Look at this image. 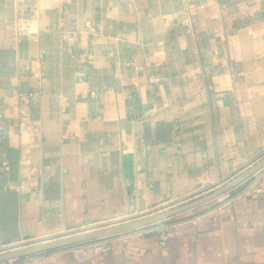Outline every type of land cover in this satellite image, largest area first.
<instances>
[{"label":"crops","instance_id":"0c3cea01","mask_svg":"<svg viewBox=\"0 0 264 264\" xmlns=\"http://www.w3.org/2000/svg\"><path fill=\"white\" fill-rule=\"evenodd\" d=\"M263 159L264 0H0V248L170 210ZM258 178L140 229L138 262L105 237L19 264H264Z\"/></svg>","mask_w":264,"mask_h":264},{"label":"water","instance_id":"95a60500","mask_svg":"<svg viewBox=\"0 0 264 264\" xmlns=\"http://www.w3.org/2000/svg\"><path fill=\"white\" fill-rule=\"evenodd\" d=\"M263 168H264V159L260 161L257 165L252 167L250 170L240 175L239 177L235 178L234 180H232L225 186L195 201L186 203L184 205L172 208L164 212H160L154 215L147 216L145 218L122 222V223H119V225H115L112 227H106V228H104V226H102L103 228L98 227L96 228V230L91 231L89 233L73 235L70 237L53 240L48 243L34 244L30 246L24 245L22 247L0 253V262L13 259V258H20L23 256H27V255L39 252V251L48 250L51 248L61 247L65 245H71L75 243H81V242L96 240V239L115 236V235H127V234L139 233L141 231L140 229L146 226H149L151 224H155L157 222L170 218L176 214H179L183 211L196 207L200 204L208 202L224 194L225 192H227L228 190L238 185L239 183H241L242 181H244L245 179H247L248 177H250L251 175L255 174L256 172L260 171ZM259 179L260 178H258L257 181Z\"/></svg>","mask_w":264,"mask_h":264},{"label":"built area","instance_id":"2783aa9c","mask_svg":"<svg viewBox=\"0 0 264 264\" xmlns=\"http://www.w3.org/2000/svg\"><path fill=\"white\" fill-rule=\"evenodd\" d=\"M253 188L256 191H261L262 193H264V179L255 182L253 185ZM115 238H117L121 241L123 250H124L125 254L129 257L130 262H132V263L138 262L142 259V257L145 256L147 249L142 242V235L140 233L118 235ZM167 241H168V235L163 233L162 237H161L162 246L166 247ZM24 245L25 244L22 243V244L13 245V246L6 247V248H0V253L6 252V251H9L12 249H16V248L22 247ZM0 264H19V258L9 259V260L0 262Z\"/></svg>","mask_w":264,"mask_h":264},{"label":"bare ground","instance_id":"6f19581e","mask_svg":"<svg viewBox=\"0 0 264 264\" xmlns=\"http://www.w3.org/2000/svg\"><path fill=\"white\" fill-rule=\"evenodd\" d=\"M168 210V209H167ZM167 210H161V211H159V212H156V213H154V214H157V213H160V212H164V211H167ZM153 214V215H154ZM145 218V217H144ZM115 225H119V223H117V224H112V225H106V226H104V228H106V227H112V226H115ZM103 228V227H102ZM99 229H101V228H99ZM94 230H96V229H94ZM93 229L92 230H84V231H81V232H79V233H76V234H74V235H79V234H85V233H89V232H91V231H94ZM136 234H138V233H136ZM71 236H73V235H71ZM67 237H70V236H67ZM63 238H66V237H63ZM61 239V238H60ZM55 240H58V239H55ZM50 241H53V240H49V241H45V242H42V243H48V242H50ZM41 242L39 243V244H42Z\"/></svg>","mask_w":264,"mask_h":264},{"label":"rangeland","instance_id":"374dc122","mask_svg":"<svg viewBox=\"0 0 264 264\" xmlns=\"http://www.w3.org/2000/svg\"><path fill=\"white\" fill-rule=\"evenodd\" d=\"M259 180H260V179H259ZM259 180H258V181H259ZM117 236H118V235H115V236H110V237H111V238H112V237H113V238H115V237H117Z\"/></svg>","mask_w":264,"mask_h":264}]
</instances>
